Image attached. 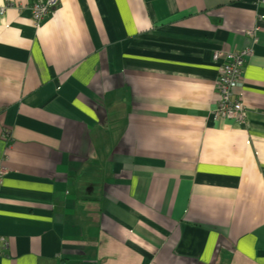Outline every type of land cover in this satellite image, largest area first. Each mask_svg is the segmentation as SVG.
<instances>
[{
  "label": "crops",
  "instance_id": "crops-1",
  "mask_svg": "<svg viewBox=\"0 0 264 264\" xmlns=\"http://www.w3.org/2000/svg\"><path fill=\"white\" fill-rule=\"evenodd\" d=\"M33 2L0 0V264H264V5Z\"/></svg>",
  "mask_w": 264,
  "mask_h": 264
},
{
  "label": "built area",
  "instance_id": "built-area-1",
  "mask_svg": "<svg viewBox=\"0 0 264 264\" xmlns=\"http://www.w3.org/2000/svg\"><path fill=\"white\" fill-rule=\"evenodd\" d=\"M60 0H34L31 5L32 21L34 25L43 22L54 10ZM255 5H264V0H254ZM249 36L253 42H256V30L249 32ZM253 54L252 47H246L235 52H221L215 51L213 53V60L217 62L222 60L219 64V72L216 89L217 102L213 111V118L216 121L233 120L236 123L244 122L246 117V108L242 103L241 97L236 96V90L242 88L243 68L246 60ZM224 55V62L221 58ZM240 95V93H237ZM2 138L7 143L9 141L7 133L2 134ZM6 173L4 167L0 166V187L2 179ZM0 239V249L4 247V243Z\"/></svg>",
  "mask_w": 264,
  "mask_h": 264
},
{
  "label": "rangeland",
  "instance_id": "rangeland-1",
  "mask_svg": "<svg viewBox=\"0 0 264 264\" xmlns=\"http://www.w3.org/2000/svg\"><path fill=\"white\" fill-rule=\"evenodd\" d=\"M234 52H235V51H234ZM221 58L223 59V62H224V60H225L224 55H221ZM212 59H213V56H212ZM213 62H214L217 66H219V64L222 62V60H218L217 62H215V61L213 60ZM244 65H245V64H244ZM218 74H220L219 69H218ZM217 77H218V76H217ZM217 79H218V78H217ZM216 83H217V81H216ZM242 86H243V84H242ZM214 88H215L216 93H217L216 84H215ZM239 97H240V96H239ZM8 139H9V141H8L7 144L10 145V144H11V137L8 136Z\"/></svg>",
  "mask_w": 264,
  "mask_h": 264
}]
</instances>
